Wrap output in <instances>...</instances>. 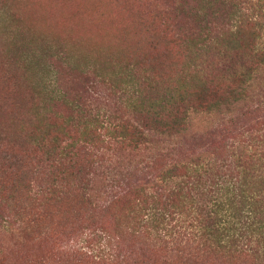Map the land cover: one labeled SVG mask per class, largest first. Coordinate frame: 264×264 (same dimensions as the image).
Segmentation results:
<instances>
[{
  "label": "trees",
  "instance_id": "trees-1",
  "mask_svg": "<svg viewBox=\"0 0 264 264\" xmlns=\"http://www.w3.org/2000/svg\"><path fill=\"white\" fill-rule=\"evenodd\" d=\"M180 1L162 7L141 0L148 6L132 25L141 39L136 43H148V50L132 54L134 63L115 72V77L121 74V86L111 111L90 110L88 119L70 125L84 144L60 146L58 137L49 140L48 134L39 139L49 163L40 171L45 183H32L33 195L84 200L90 189L82 177H76V194L71 188L52 194L62 177H70L54 170L78 162L84 148L99 151L106 142L97 131L120 146L140 148L156 138L176 141L194 117L204 116L221 122L204 136L226 153L178 161L158 172L157 189L166 196L160 202V196H145L138 210L153 198L151 206L134 218L138 235L149 237L142 246L122 253L106 235L102 242L87 238L70 244L92 264H264V0ZM173 46L181 56L178 69L170 64ZM14 166H7L9 181H17L26 167ZM124 200L125 193L120 194L119 201ZM87 207L91 215L99 212L96 205L87 202ZM36 216L46 221L45 215Z\"/></svg>",
  "mask_w": 264,
  "mask_h": 264
},
{
  "label": "rangeland",
  "instance_id": "rangeland-1",
  "mask_svg": "<svg viewBox=\"0 0 264 264\" xmlns=\"http://www.w3.org/2000/svg\"><path fill=\"white\" fill-rule=\"evenodd\" d=\"M166 1L177 0H149L161 5ZM141 4V0H0V264H92L70 244L87 238H94L89 243L102 242L105 235L112 246L123 248L122 253L128 246H142L149 237L138 235L134 218L151 206L153 198L142 204V212L138 210L145 196H160L159 202L166 196L157 189L158 172L178 161L226 153L204 136L221 122L204 116L194 117L176 141L156 138L140 148L120 146L97 131L106 142L99 151L84 148L78 162L54 170L70 177H62L52 194L69 188L76 194V177H82L90 189L81 196L84 200L34 197L32 183H45L40 180H46V174L40 171L49 163L39 139L48 134L49 140L57 136L60 146L84 144L70 125L88 119L90 110L111 111L121 86V74L115 77V72L135 61L132 54L148 50V43H136L141 39L132 25L148 6ZM171 55V67L178 69L179 49L173 46ZM12 164L26 166L17 181H9L7 166L17 168ZM116 180L124 182L121 189ZM124 193L126 200L119 201ZM87 202L99 212L91 215Z\"/></svg>",
  "mask_w": 264,
  "mask_h": 264
}]
</instances>
